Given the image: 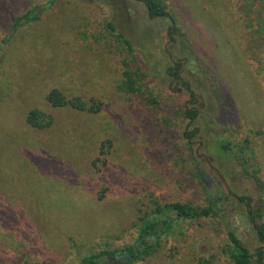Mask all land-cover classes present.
<instances>
[{"label": "rangeland", "instance_id": "rangeland-1", "mask_svg": "<svg viewBox=\"0 0 264 264\" xmlns=\"http://www.w3.org/2000/svg\"><path fill=\"white\" fill-rule=\"evenodd\" d=\"M158 1L172 20L140 0H0V264L121 252L143 222L175 216L157 206L204 207L210 193L221 196L218 217L174 220L132 264H232L229 226L256 257L236 197L264 218V0ZM178 63L194 98L167 71ZM126 69L140 90L126 89ZM52 88L100 109L51 106ZM32 109L51 125L31 127ZM188 127L198 128L189 144Z\"/></svg>", "mask_w": 264, "mask_h": 264}, {"label": "trees", "instance_id": "trees-1", "mask_svg": "<svg viewBox=\"0 0 264 264\" xmlns=\"http://www.w3.org/2000/svg\"><path fill=\"white\" fill-rule=\"evenodd\" d=\"M143 2L147 8L148 14L152 17L160 16L166 17L172 20L171 14L161 5L158 0H140ZM36 9L29 10L19 16H17L12 24V29H15L24 23L32 21L36 17ZM111 30L114 26L111 22L108 23ZM176 32V29H173ZM121 42L127 47L129 51L132 50L130 41L122 34L118 33ZM177 65L170 67L167 71L173 79L179 80V75L176 71ZM137 72H132L131 70L123 71V80L128 91H138L141 89V77ZM46 101L54 107H62L66 105H71L82 111L96 112L100 109V103L91 99L84 101L79 97L66 98L58 89L52 88L48 91L45 96ZM185 116L187 117L188 125L190 126L196 117V110L185 109ZM26 122L34 128L43 129L51 125L52 117L50 114L45 113L39 109H32L26 115ZM197 129L189 127L183 131V137L186 143L189 144L192 139L196 136ZM220 147L225 151H229V143L221 140ZM204 187V185H203ZM207 191L208 189L204 187ZM210 200L208 205L204 207H197L187 203H164L163 206H157V211L166 214L169 212H174L175 216L166 215V218L159 221H149L143 222L140 225L139 234L135 244L127 246L123 251L130 253L131 259L127 264H132L134 261L149 255L154 252L158 246L157 240L148 239L149 236H157L160 233H168L171 231L173 221L176 219L181 220H193L198 218H216L219 216L220 200L221 196L215 195L213 193L209 194ZM259 210V209H258ZM256 213V211H254ZM226 235L230 244L228 249V257L232 264H261L260 258L254 257L248 247L236 236L234 231L227 230ZM259 237L264 240V223L261 225V231ZM117 251L104 249L89 255L82 257L77 264H112L110 262L111 256Z\"/></svg>", "mask_w": 264, "mask_h": 264}, {"label": "flooded vegetation", "instance_id": "flooded-vegetation-1", "mask_svg": "<svg viewBox=\"0 0 264 264\" xmlns=\"http://www.w3.org/2000/svg\"><path fill=\"white\" fill-rule=\"evenodd\" d=\"M178 66V68L176 69L178 75H179V79H180V82L182 83L183 86L186 87V89L188 90L189 92V96H191L192 98H194V94L193 92L189 89V84L186 82V81H183L181 79V76H180V67H181V63H178V64H175ZM174 65V66H175ZM175 80H178V79H175ZM196 99V98H195ZM190 109H194L196 110V115L198 114V109L195 108V107H191ZM197 129V132H198V128ZM238 201L242 200V199H245L246 201V205H247V208L244 212V215L241 217H239L238 219V225L240 227V229H245L247 231H252L255 233V236H256V239L259 243V246L255 248V251H256V254H257V257L260 258V262L261 264L262 263V255H264V240H262L260 237H259V233L261 231V225L264 223V218L261 217L262 216V211L260 209V206H255V207H252L251 204L248 202L250 199H247V198H244V197H236ZM259 209V210H258ZM230 210L227 209V211ZM256 211V213L254 212ZM260 217V221H258V223H256L255 221V218L256 217ZM244 219V221H240ZM181 220V219H179ZM227 230H232L234 231V233L236 234V231L234 230L233 227L229 226ZM227 236V235H226ZM237 236V235H236ZM238 237V236H237ZM241 240V239H240ZM242 241V240H241ZM243 242V241H242ZM249 249V248H248ZM250 251V250H249ZM251 252V251H250ZM110 260H112V257L110 258Z\"/></svg>", "mask_w": 264, "mask_h": 264}, {"label": "water", "instance_id": "water-1", "mask_svg": "<svg viewBox=\"0 0 264 264\" xmlns=\"http://www.w3.org/2000/svg\"><path fill=\"white\" fill-rule=\"evenodd\" d=\"M39 10L40 7L38 8V11ZM111 257L114 260L113 264H127L128 261L131 259L130 253L125 251L116 252Z\"/></svg>", "mask_w": 264, "mask_h": 264}]
</instances>
